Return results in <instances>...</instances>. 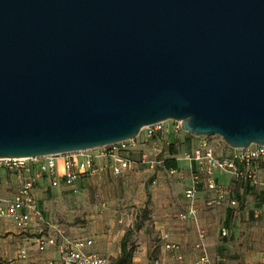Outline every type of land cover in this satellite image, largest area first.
<instances>
[{
	"label": "water",
	"instance_id": "95a60500",
	"mask_svg": "<svg viewBox=\"0 0 264 264\" xmlns=\"http://www.w3.org/2000/svg\"><path fill=\"white\" fill-rule=\"evenodd\" d=\"M166 119L264 145V0H0V158Z\"/></svg>",
	"mask_w": 264,
	"mask_h": 264
},
{
	"label": "built area",
	"instance_id": "2783aa9c",
	"mask_svg": "<svg viewBox=\"0 0 264 264\" xmlns=\"http://www.w3.org/2000/svg\"><path fill=\"white\" fill-rule=\"evenodd\" d=\"M166 121L169 122L168 128L164 124ZM181 132L187 133L181 128L179 120L166 119L140 127L132 137L93 148L33 157L0 158V169L8 172L15 182L12 195L0 198V224L3 219L9 220L19 231H25L32 219L37 221L40 225L36 238L37 251H44L46 246L52 245L55 246L57 253V262L49 260L46 264H108L106 256L84 250L91 244V239H70L61 227L44 219L33 192L37 179L45 177L51 187L62 186L76 193L78 181L82 177L97 175L104 170H109L113 175H120L130 168L135 163L131 159V152L143 144L150 146L153 156L142 149L136 163L153 170L164 165V161L156 158L160 143L171 136L177 138ZM197 137L196 145L180 155L192 162L194 167L189 168V180L183 190V196L189 202L186 210L178 213L179 219L194 217L195 209L191 201L201 181L200 178L209 192L204 200L206 207L218 206L225 198L229 205H235V199L229 197L228 191L215 181L214 172H226L235 179L254 185L257 183L256 170L260 164H264V145L252 143L243 148H232L229 154H216L215 149L204 139L205 136ZM166 171L176 173L180 177L179 171L174 167H168ZM219 234L225 236L226 228L221 227ZM204 239V231L197 228L192 244L197 252L193 264H214L207 253ZM162 248L170 253L175 261L181 260L182 255L177 243L163 241ZM16 257L27 259L26 251L19 248ZM27 264L34 262L28 260ZM152 264L161 263L154 258Z\"/></svg>",
	"mask_w": 264,
	"mask_h": 264
},
{
	"label": "crops",
	"instance_id": "0c3cea01",
	"mask_svg": "<svg viewBox=\"0 0 264 264\" xmlns=\"http://www.w3.org/2000/svg\"><path fill=\"white\" fill-rule=\"evenodd\" d=\"M179 136L181 143L180 152L190 151L198 141L197 136L188 133H181ZM139 150L142 149L139 148ZM171 151L168 153L169 158H171L170 161L164 162V172L167 177L180 179L181 184H183V196V190L189 180V168L194 167V164L178 156V152L174 151V149ZM222 151H224V154H229L232 148L222 144ZM261 166L263 168H260ZM168 167H174L178 170L180 177L176 173L167 172L166 168ZM131 168L132 165L120 175H113L109 170H104L97 174L95 178L91 176L82 177L78 181V186L83 187L85 182H90L88 179H91L92 183H103V178L107 180V176L108 178L122 176L124 173L130 171ZM137 168L141 169L142 172H146L140 165H137ZM159 177L157 176L156 179H153V183L157 181V186L151 189L153 196L164 190V184L160 180H157ZM200 179L201 181L198 184L197 191L191 201L195 209V215L192 219L189 217L186 219L178 218L179 221L174 219L173 215L178 210L173 209L172 204H167V200L165 199L167 193L163 191L160 194L162 200L156 211L153 225L156 237H159L160 250L168 253L163 250L162 243L167 240L173 241L179 245L182 258L180 261H175L170 258L172 264H191L197 255V252L192 247L195 240V231L197 228H200L204 231L205 248L214 264H264V164H260L256 170L257 183L254 185L240 179H235L226 172H214L215 181L228 191L229 197L235 199V205H229L227 198H225L218 206L206 207L204 200L207 198L209 192L204 185L203 179ZM14 189V179L8 172L0 169V198L10 197ZM63 191H65V188L62 186L51 187L45 177H40L36 181L33 192L42 216L50 223L56 224L46 216L47 206L49 205L46 206L45 203H50L49 199L51 195H56ZM181 202H184L181 208L182 211H185L189 201L183 199ZM138 226L136 228L137 232L136 229L131 230V232L133 233V237L136 235L139 238L138 242L143 252L148 244V239L142 234V232L146 233V229L142 228L141 230L142 226ZM221 227H225L227 230L225 236L219 234ZM39 229L40 225L34 219L30 221L25 231H19L9 220L3 219L0 224V259L5 262L12 260L9 264H27L28 260L33 261L34 264H46L49 260L57 262L55 246H46L44 251H37L36 238L39 235ZM122 232L123 230L121 229V234ZM126 232L128 236L130 230ZM125 233L122 234V237ZM66 235L72 239L68 234ZM103 237L105 235L99 236L97 241L93 236L82 237L91 239V244L85 247L84 250L97 254L102 252V254H105L104 256H111L112 258L117 257L119 254V245L112 252L108 249V246L104 244L99 245L100 242L103 243ZM19 248H23L26 251L27 259H19L16 257ZM154 258H157L161 264H164L162 257ZM154 258H151L150 261L152 262ZM133 260L134 258L132 257Z\"/></svg>",
	"mask_w": 264,
	"mask_h": 264
},
{
	"label": "rangeland",
	"instance_id": "374dc122",
	"mask_svg": "<svg viewBox=\"0 0 264 264\" xmlns=\"http://www.w3.org/2000/svg\"><path fill=\"white\" fill-rule=\"evenodd\" d=\"M164 124L168 128L169 122L166 121ZM204 139L211 144L216 154H224L222 144L224 146L226 144L218 135H207ZM180 146V136L177 138L168 137L160 143V150L156 158L165 162L169 158V147L178 152V156H180L182 153ZM139 148L150 152L153 156V151H150L149 145H139L130 154L131 159L135 162L130 171L122 176L112 178L107 176V180L103 178V183H92V180L88 179L90 182H85L83 187L78 186L76 193L65 189L61 193L51 195V198L49 197L50 203H45L46 206L49 205L46 216L52 219L72 239L93 236L97 241L99 236L105 235L103 243L100 242L99 245L108 246L112 252L117 249L122 234L130 230L126 245L131 249V264H152L150 260L154 257H162L164 264H172L170 253L162 252L159 248V237H156L153 225L156 211L162 200L160 194L163 191L167 193L165 197L167 204H172L173 209L178 210V212L182 211L181 205L184 202L181 200L186 201L182 196L183 184H181L180 179L167 177L164 172L165 165L157 166L153 170L142 167L146 172L138 169L137 165L139 164L136 161L140 153ZM157 176H160L157 180L164 184V190L153 196L151 189L157 186V181L153 183V179H156ZM91 177L95 178L96 175ZM178 212L176 211L173 215L176 220H178ZM138 225L142 226L141 230L142 228L146 229V233L142 232V234L148 239V244L143 252L140 249L139 238L136 235L133 237L131 232ZM121 229L123 230L122 234ZM99 253L102 254V252ZM106 257L108 264L114 259L111 256ZM132 257L134 258L133 261ZM10 261L5 262L0 259V264H9Z\"/></svg>",
	"mask_w": 264,
	"mask_h": 264
},
{
	"label": "trees",
	"instance_id": "16d2710c",
	"mask_svg": "<svg viewBox=\"0 0 264 264\" xmlns=\"http://www.w3.org/2000/svg\"><path fill=\"white\" fill-rule=\"evenodd\" d=\"M169 153L172 152L170 147L168 148ZM174 152V151H173ZM171 158L166 159L170 161ZM127 232L120 239L119 242V254L115 257L110 264H131V249L126 245Z\"/></svg>",
	"mask_w": 264,
	"mask_h": 264
}]
</instances>
